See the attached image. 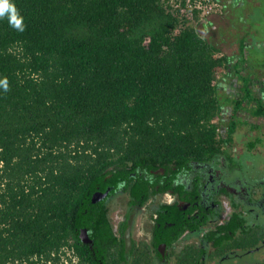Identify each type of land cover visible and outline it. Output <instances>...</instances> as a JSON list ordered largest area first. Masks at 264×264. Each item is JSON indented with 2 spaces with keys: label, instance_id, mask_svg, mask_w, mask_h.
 I'll return each instance as SVG.
<instances>
[{
  "label": "trees",
  "instance_id": "1",
  "mask_svg": "<svg viewBox=\"0 0 264 264\" xmlns=\"http://www.w3.org/2000/svg\"><path fill=\"white\" fill-rule=\"evenodd\" d=\"M11 2L23 30L0 18V264L68 240L81 264H99L81 228L101 264H151L134 243L125 259L107 202L91 195L124 180L138 196V165L213 160L236 122L212 82L217 66L247 82L239 61L217 56L199 24L171 38L159 0Z\"/></svg>",
  "mask_w": 264,
  "mask_h": 264
},
{
  "label": "flooded vegetation",
  "instance_id": "2",
  "mask_svg": "<svg viewBox=\"0 0 264 264\" xmlns=\"http://www.w3.org/2000/svg\"><path fill=\"white\" fill-rule=\"evenodd\" d=\"M229 56L232 63L239 61L234 52ZM238 67L247 82L225 67L218 78L221 96L229 99L224 121L234 120L236 126L231 142L220 143L213 160H191L178 167L138 165L131 173L137 176L138 196L123 192L124 180L91 195L92 202H107L112 231L122 238L126 260L134 243L151 264H264V76L248 72L245 62ZM246 91L252 99L245 97ZM236 101L242 106L234 111ZM145 191L150 192L142 201ZM127 228L131 245L125 250ZM84 231L91 257L101 264L88 230L81 228L79 234L84 236ZM208 231L212 239L205 236ZM252 240L254 246L248 247Z\"/></svg>",
  "mask_w": 264,
  "mask_h": 264
},
{
  "label": "rangeland",
  "instance_id": "3",
  "mask_svg": "<svg viewBox=\"0 0 264 264\" xmlns=\"http://www.w3.org/2000/svg\"><path fill=\"white\" fill-rule=\"evenodd\" d=\"M221 2L225 5L221 7L222 13L209 16L212 25L203 30V35L213 41L220 52L228 55L234 52L239 65L245 62L248 72L256 77L264 76V0L256 4L251 0ZM220 70L216 69L215 75L224 68Z\"/></svg>",
  "mask_w": 264,
  "mask_h": 264
},
{
  "label": "built area",
  "instance_id": "4",
  "mask_svg": "<svg viewBox=\"0 0 264 264\" xmlns=\"http://www.w3.org/2000/svg\"><path fill=\"white\" fill-rule=\"evenodd\" d=\"M162 8L173 18L169 35L172 38L185 28H195L204 18L221 12L220 0H159ZM149 38L144 39V44ZM219 56V53L218 55ZM218 75L212 83H216ZM4 264H81L72 241L68 240L56 249L51 250L47 256L33 254L28 258L7 260Z\"/></svg>",
  "mask_w": 264,
  "mask_h": 264
},
{
  "label": "clouds",
  "instance_id": "5",
  "mask_svg": "<svg viewBox=\"0 0 264 264\" xmlns=\"http://www.w3.org/2000/svg\"><path fill=\"white\" fill-rule=\"evenodd\" d=\"M7 16L9 23L18 30H23L22 17L18 13L15 5L11 0H0V18ZM5 89L7 88L6 81L3 82Z\"/></svg>",
  "mask_w": 264,
  "mask_h": 264
},
{
  "label": "crops",
  "instance_id": "6",
  "mask_svg": "<svg viewBox=\"0 0 264 264\" xmlns=\"http://www.w3.org/2000/svg\"><path fill=\"white\" fill-rule=\"evenodd\" d=\"M221 1H223L224 3H226V2H231V0H220V2ZM248 1H250V0H248ZM222 3V2H221ZM251 3H254V4H256L257 2H255L254 0H251ZM223 5V4H222ZM223 6H225V5H223ZM224 10V9H223ZM220 13H222V12H220ZM219 13V14H220ZM215 15H218V14H214V16ZM199 25H198V30L201 32V33H203V30H207L208 29V27H209V25H212V20H211V18L208 16V17H206V18H204L202 21H200V23H198ZM222 67H220V66H217V70L218 71H221L220 69H221ZM258 70V69H257ZM223 72H221L220 74H217L218 75V78H219V76L220 77H222L223 76V74H222ZM227 77V76H226ZM217 78V81L216 82H219V79Z\"/></svg>",
  "mask_w": 264,
  "mask_h": 264
},
{
  "label": "water",
  "instance_id": "7",
  "mask_svg": "<svg viewBox=\"0 0 264 264\" xmlns=\"http://www.w3.org/2000/svg\"><path fill=\"white\" fill-rule=\"evenodd\" d=\"M102 195H105V193H102V194H100V196H102ZM95 196V195H94ZM83 233V232H82ZM79 239H80V241L82 242V243H86L88 240L86 239V233H85V231H84V236H82V234H81V232H80V234H79ZM124 245H125V250L127 249V248H129L130 247V237H129V230H128V228L126 229V232H125V237H124Z\"/></svg>",
  "mask_w": 264,
  "mask_h": 264
}]
</instances>
